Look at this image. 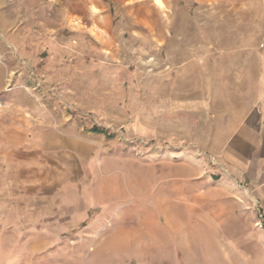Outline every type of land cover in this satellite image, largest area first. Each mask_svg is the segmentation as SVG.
<instances>
[{
    "label": "rangeland",
    "instance_id": "obj_1",
    "mask_svg": "<svg viewBox=\"0 0 264 264\" xmlns=\"http://www.w3.org/2000/svg\"><path fill=\"white\" fill-rule=\"evenodd\" d=\"M226 4L0 0V264H259L262 224L170 138Z\"/></svg>",
    "mask_w": 264,
    "mask_h": 264
},
{
    "label": "crops",
    "instance_id": "obj_2",
    "mask_svg": "<svg viewBox=\"0 0 264 264\" xmlns=\"http://www.w3.org/2000/svg\"><path fill=\"white\" fill-rule=\"evenodd\" d=\"M218 6L204 11L212 19L203 29L212 34L199 36V101L172 109L171 121L175 114L187 120L180 119L181 131L170 138L190 140L192 146L181 145L178 153L199 165V186H226L230 205L247 209L248 226L262 224L247 236L255 238L264 264V0Z\"/></svg>",
    "mask_w": 264,
    "mask_h": 264
},
{
    "label": "trees",
    "instance_id": "obj_3",
    "mask_svg": "<svg viewBox=\"0 0 264 264\" xmlns=\"http://www.w3.org/2000/svg\"><path fill=\"white\" fill-rule=\"evenodd\" d=\"M90 131L96 132V133H105V130L96 126H93L90 128Z\"/></svg>",
    "mask_w": 264,
    "mask_h": 264
},
{
    "label": "built area",
    "instance_id": "obj_4",
    "mask_svg": "<svg viewBox=\"0 0 264 264\" xmlns=\"http://www.w3.org/2000/svg\"><path fill=\"white\" fill-rule=\"evenodd\" d=\"M263 44H264V37H263ZM260 217V216H259ZM259 224H261V223H259Z\"/></svg>",
    "mask_w": 264,
    "mask_h": 264
}]
</instances>
